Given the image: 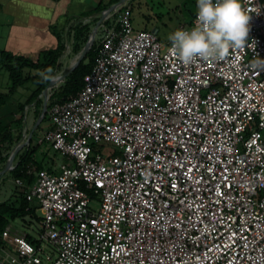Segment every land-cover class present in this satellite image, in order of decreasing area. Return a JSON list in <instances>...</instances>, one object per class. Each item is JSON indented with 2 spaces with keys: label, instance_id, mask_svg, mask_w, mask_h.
Here are the masks:
<instances>
[{
  "label": "built area",
  "instance_id": "2783aa9c",
  "mask_svg": "<svg viewBox=\"0 0 264 264\" xmlns=\"http://www.w3.org/2000/svg\"><path fill=\"white\" fill-rule=\"evenodd\" d=\"M240 3L245 47L189 65L126 3L108 15L83 90L47 111L62 162L15 180L37 237L8 225L0 264H264V0Z\"/></svg>",
  "mask_w": 264,
  "mask_h": 264
},
{
  "label": "trees",
  "instance_id": "16d2710c",
  "mask_svg": "<svg viewBox=\"0 0 264 264\" xmlns=\"http://www.w3.org/2000/svg\"><path fill=\"white\" fill-rule=\"evenodd\" d=\"M117 2H119V0H111L110 4H115ZM108 6L109 5L104 3L99 4L95 9L94 14H99L100 16ZM194 15L195 14L192 15L191 19H193ZM98 20L99 18H95L92 22L96 23ZM91 25L92 24L80 23L70 31L72 33L73 40L75 41V51L79 52L82 50L81 43L84 44L87 42ZM58 39L59 42L57 47L43 52L37 60L21 55H15L7 51H0V70H5L11 81L9 92L0 93V109L7 106L11 101L12 96L15 95L18 89L27 83H33L35 85V89L28 97L26 104L20 105V110L23 112L26 106L32 104H35L36 108H40L42 106L40 96L55 76L56 70L59 69L60 64L58 62L66 49L61 35H58ZM97 53L98 43H95L84 60L70 75L65 78L61 86L57 89H52L48 104V112L53 105L66 103L80 94L85 86L86 76L91 74L93 71ZM47 69H51V72L46 71ZM26 70H29L27 74H25ZM32 72L36 73L33 74ZM45 76L50 78L45 79ZM45 122L50 123L49 113L46 114L42 123ZM22 125L23 116L18 120L8 123L7 125H3L0 121V147L7 143L11 144L14 141L19 142L22 134L19 133V135L14 139L13 129L18 128L20 130ZM40 128L41 127H39V129ZM35 135L38 137L37 131L33 134V138L31 139L29 146L18 154L14 169L10 171L14 180L21 179L29 186H31L35 181V172L45 169L51 171L52 166L50 165L49 168H46L45 161L35 160L37 149L40 145H42L40 144L36 147L33 146V143L35 142ZM4 161H6V159H4ZM19 189L21 192L17 195V199L19 201L17 205L10 204L12 202L0 203V246L3 244V232L12 222L17 219H24L27 216L34 218L36 221L39 220L37 205L29 203L26 199L27 189Z\"/></svg>",
  "mask_w": 264,
  "mask_h": 264
},
{
  "label": "rangeland",
  "instance_id": "374dc122",
  "mask_svg": "<svg viewBox=\"0 0 264 264\" xmlns=\"http://www.w3.org/2000/svg\"><path fill=\"white\" fill-rule=\"evenodd\" d=\"M126 7V10L130 14V20L134 29H157V35L162 42L170 41L168 37L171 34L177 30H181L183 27H187L189 25L188 22H191L190 20H192V15L196 14L198 11L197 0H127ZM118 16L119 15H116L117 18ZM96 23H91L92 25L89 36L95 28ZM101 36L102 33L99 30L93 46L95 43H98ZM63 42L66 49L58 62L60 67L58 70H56L55 76L53 78L64 75L74 64V61H76L80 56L87 44V42L84 44L81 43L82 50L79 52L75 51V41L73 40V36L70 31L65 34ZM28 71L29 70H26L25 74H27ZM32 73L35 74L36 72ZM63 81L57 83L54 88L57 89L60 87ZM10 86L11 81L9 79L8 73L5 70H0V93H8ZM34 89L35 85L33 83L25 84L23 87L18 89L15 95L12 96L9 104L0 109V121L3 125H7L8 123L18 120L23 116L22 128L20 130L18 128L13 129L14 139L20 133L22 134L21 140L19 142L14 141L11 144H4L0 147V172L5 168L9 157L15 151V149L21 147L14 159V166L16 164L18 154H20L29 146H25V143L27 142L30 133L34 129L36 122L41 116L44 104V96H40V99L42 100V106L40 108H36L35 104H32L26 106L25 110L22 112L20 110V105L26 104L28 97L31 95ZM51 91L49 92L50 96L52 93ZM49 124V122L41 123L39 125L41 128L39 129L38 127L35 130V132L37 131L38 137L36 135L34 137V147L40 145L38 141L41 139L45 130L49 127ZM4 159H6V161H4ZM35 160L45 161L46 168H49V166L53 165V163L55 165L59 162L61 163L63 159L48 145L42 144L37 149ZM20 192L21 190L15 185V180L11 176L10 172L0 175V203L12 202L10 204L17 205L19 203L17 195ZM37 214L39 215L38 212ZM11 224L14 228L20 231H26L33 237H37L38 231L40 230L38 222L29 216L25 217L24 219H17Z\"/></svg>",
  "mask_w": 264,
  "mask_h": 264
},
{
  "label": "crops",
  "instance_id": "0c3cea01",
  "mask_svg": "<svg viewBox=\"0 0 264 264\" xmlns=\"http://www.w3.org/2000/svg\"><path fill=\"white\" fill-rule=\"evenodd\" d=\"M110 1L0 0V51L37 60L43 52L57 47L58 35L63 40L78 24H91L99 17L94 14L96 7L104 3L108 9L114 5Z\"/></svg>",
  "mask_w": 264,
  "mask_h": 264
},
{
  "label": "clouds",
  "instance_id": "9594fccd",
  "mask_svg": "<svg viewBox=\"0 0 264 264\" xmlns=\"http://www.w3.org/2000/svg\"><path fill=\"white\" fill-rule=\"evenodd\" d=\"M197 8L195 27L191 31L177 30L168 37L171 41L168 52L180 63L189 65L200 59L219 61L225 59L230 49L245 47L250 18L240 0H215V3L197 0ZM262 63L253 62L252 67L258 68Z\"/></svg>",
  "mask_w": 264,
  "mask_h": 264
},
{
  "label": "water",
  "instance_id": "95a60500",
  "mask_svg": "<svg viewBox=\"0 0 264 264\" xmlns=\"http://www.w3.org/2000/svg\"><path fill=\"white\" fill-rule=\"evenodd\" d=\"M127 0H120L118 3L112 5L110 8L104 10L101 13V16L98 20V22L96 23L95 28L93 29L91 35L89 36V39L87 41L86 46L84 47L82 53L80 54L78 60L70 67V69L62 76L60 77H55L51 80V82L49 83V85L45 88V90L42 93V96H44V104H43V110L41 113L40 118L38 119V121L35 124L34 129L32 130V132L30 133L27 142L25 143V146L30 144V141L33 137V134L35 132V130L39 127V125L43 122V120L46 117L47 111H48V101L50 99V95L49 92L56 86L57 83L62 82L68 75H70L79 65L80 63L84 60V58L87 56V54L90 52L93 43L95 41V38L97 36L98 30H99V26L102 24V22L108 17L109 14H111L112 12H114L115 10H117L118 8H120L121 6H123L126 3ZM153 33L157 34L158 31L157 29H153L152 30ZM94 38V40L91 43V39ZM21 147H18L17 149H15V151L11 154V156L9 157L7 164L5 166V168L3 169V171L0 172V175L6 173V172H10L11 170L14 169V159L17 155V153L20 151Z\"/></svg>",
  "mask_w": 264,
  "mask_h": 264
},
{
  "label": "bare ground",
  "instance_id": "6f19581e",
  "mask_svg": "<svg viewBox=\"0 0 264 264\" xmlns=\"http://www.w3.org/2000/svg\"><path fill=\"white\" fill-rule=\"evenodd\" d=\"M93 40H94V38L91 39V43H92ZM78 58H79V57H78ZM78 58H77V60H78ZM75 60H76V59H75ZM77 60H76V61H77ZM76 61H74V63H75Z\"/></svg>",
  "mask_w": 264,
  "mask_h": 264
}]
</instances>
